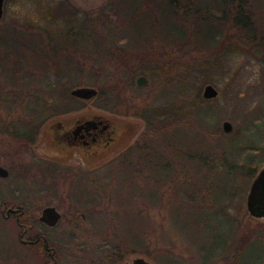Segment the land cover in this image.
Returning <instances> with one entry per match:
<instances>
[{"label":"rangeland","instance_id":"1","mask_svg":"<svg viewBox=\"0 0 264 264\" xmlns=\"http://www.w3.org/2000/svg\"><path fill=\"white\" fill-rule=\"evenodd\" d=\"M231 4L215 10L223 14L221 21H210V26L220 32L215 42L203 43V34L196 35L206 28L207 24L201 23L195 28L196 34H190V39L182 43L178 39V33H184L178 19L181 6H151L144 0H4L0 20L3 120L9 122L10 114L16 118L26 110L44 108L47 113L41 121H46L55 118L52 116L61 108L66 110L61 117L67 120L79 113L101 114L112 122L116 133L102 158L91 164H74L76 170L72 172L77 177L67 187L66 202L61 207L67 225L70 215L74 216L69 224L73 228L68 227L66 233L69 263L76 261L73 253H82L78 258L83 262L78 264H86L85 258H101L107 253L112 255L114 264H124L136 255L153 264L261 261L264 227L259 226V221L264 222V217L252 216L246 199L264 161L254 174H228L218 164H224V148H233L225 152L232 160L233 150L237 152L235 149L243 144L239 142H244L242 138L248 141L261 135L255 129L248 132L241 123L248 110L260 105L257 119L264 121V0H249L245 7L251 17L246 24L228 19V12L236 9L239 0ZM184 23L186 28H193L192 20L185 19ZM154 68L158 71L155 75L151 73ZM140 74L147 76V85L136 84ZM164 79L173 83L159 89L158 82ZM113 83L117 84L113 92L99 93L102 86L111 87L109 84ZM207 83L218 90L216 97H203ZM78 86L96 87L98 94L90 101L77 98L70 92ZM186 97L178 128L195 122L192 110L198 105V116L204 115L203 111L214 115L202 123L196 121L214 143L206 149L199 134L183 128V133L175 130L172 140L178 142L173 148H155L153 158H131V154L142 150L145 155L147 150L146 140H142L149 125L145 117L132 113L137 104L145 100L144 103L171 106L169 113L159 111L170 117L175 100ZM156 113L150 114L158 118ZM225 120L232 123L229 132L223 130ZM218 138L224 146L215 141ZM200 157L209 162L205 168ZM126 164L134 172H126ZM198 169L204 171L203 175ZM199 175L214 184V193L204 195ZM190 193L194 195L189 196ZM200 196H205L204 200L200 201ZM175 201L184 203L189 208L185 215L198 223L178 226ZM186 201L202 206L194 211ZM206 201L212 206H203ZM82 212L86 218H82ZM260 229L262 240L242 250V245H238L241 235L249 234L254 239ZM224 232L225 243L207 242L211 254L205 258L199 252V246L206 243L204 239L222 237ZM17 237L13 223L0 218V264H40L41 255L19 244Z\"/></svg>","mask_w":264,"mask_h":264},{"label":"flooded vegetation","instance_id":"2","mask_svg":"<svg viewBox=\"0 0 264 264\" xmlns=\"http://www.w3.org/2000/svg\"><path fill=\"white\" fill-rule=\"evenodd\" d=\"M56 111L55 118L43 120L45 124L41 121L47 113L44 108L26 110L16 118L10 114L9 122L0 115V218L13 223L19 244L41 255L40 264H78L83 262L78 258L82 253H73L76 261L70 263L66 253V233L68 227L73 228L69 224L74 216L70 215L68 226L61 207L67 187L77 177L72 172L74 164L102 158L116 133L112 122L101 114L79 113L67 120L61 117L65 109ZM47 207H54L57 219L53 210L44 212ZM96 257L84 260L86 264H114L109 253Z\"/></svg>","mask_w":264,"mask_h":264},{"label":"trees","instance_id":"3","mask_svg":"<svg viewBox=\"0 0 264 264\" xmlns=\"http://www.w3.org/2000/svg\"><path fill=\"white\" fill-rule=\"evenodd\" d=\"M118 1V0H117ZM121 1V0H120ZM129 1H140V0H126V2ZM142 1V0H141ZM148 1V2H147ZM145 4L150 5L153 4L151 6H158L160 5L163 7H166L167 4H171L174 6H181L183 7L182 14H179L178 16H180L181 18L179 19V24L183 30V34H181L180 32L178 33V39L180 40V42L184 43L187 42L190 37L192 35L190 34H196L195 33V28H197L201 23H205L206 28L205 30H203L202 32H198L196 35H200L203 34L204 36V41L203 43L206 41H214L217 40V38H219V34L220 32L218 31V29H214L213 27L210 26V21H221L223 14L216 12V9L222 8L224 9L225 5H227L228 3L231 4L232 2H234V0H144ZM228 2V3H227ZM249 3V0H239V4L237 5L236 9L234 11L228 12V19H233V21L235 22H240V20H242V22L245 24L249 23V20L246 19H250L251 14L250 12L246 9L247 7L246 4ZM126 5H131V3H127ZM232 5V4H231ZM223 6V7H222ZM150 7V6H149ZM127 11H129V9H126ZM162 10V9H159ZM131 11H135V10H131ZM130 12V11H129ZM239 18V20H238ZM185 19L187 20H192L193 21V25H192V29H188L186 28L185 25ZM246 20V21H245ZM184 21V22H183ZM231 25L233 26L234 23H231ZM200 41V40H199ZM68 66H70L71 64L68 62L67 63ZM155 72L157 73V69L154 68V70L151 72L152 74L155 75ZM170 80L164 79L162 82H158V88L159 89H165L167 88V86L171 83H173V81H171L169 83ZM111 87L109 86H102L101 90L99 93L103 94H107V93H111L113 92V89L117 86V84L113 83V84H109ZM204 97V96H203ZM197 99V98H196ZM204 99V98H203ZM184 101H187V97L183 100L181 99H176L174 102L173 108L174 109V113L173 115L170 114V117L168 115H166V113H169L170 111H172V107H168L167 105H154L151 103H144L145 100L139 104H137V107L135 108V110L132 112L133 114L137 115L138 117H145L147 119V124L148 126V130L147 132L144 134V139L142 141H145V146L148 150H146V154L143 155L142 154V150H139V153H135V154H131V158H139L142 156L148 157V158H153L154 156H156L155 152H152L153 149L157 148V149H163V150H167L168 146H170L171 148H173L172 145H174V142H178L177 141H173L172 139L175 137L173 136L174 134H177V131H182L183 128H188L189 131H194L197 134H199L203 141L206 142V149H208L213 142H210V140L207 139V137L205 136V134L202 132L203 130H200V127L203 128L200 124H198V122L202 123L203 119L207 118L208 119H213L214 115H209L211 114L206 113V111L202 112L204 115L201 114V116H198L197 113L195 112L196 108H198V105H194L193 107V112L195 116V122L191 123L189 126H182L181 128H178V126L181 124L180 122V114L182 112V109H180L181 107H183V105L185 104ZM184 103V104H183ZM154 105V106H152ZM160 110H164L166 113L163 112H159ZM261 110V105L256 108L250 109L248 110L245 114H244V120L241 123V127H243L245 130H248V132H252L255 130H258L259 133L261 134L257 139L255 138V136L252 138L250 137V139L247 141L246 137L242 138V140L244 142H239V143H243L241 144L237 149H235L237 152H235L233 150L232 152V160H229V158H227V150L228 149H233V148H224L225 151L223 150V152L221 153L222 156V160L224 162V164H218V166H220V168H224V172L228 173V174H232V172L235 171H243L249 174H254V172L257 170V168L261 165V163L264 161V121L263 118H259L257 119V115L258 113L260 114ZM157 112L156 116H159L158 118H155V116L153 117L152 112ZM146 112H148L146 114ZM263 117V116H260ZM167 119V120H166ZM198 121V122H196ZM194 124V125H193ZM171 127H173V129H171ZM236 131V130H235ZM183 133V131H182ZM217 134L220 135L219 131H217ZM249 135L253 136V133H250ZM179 139V138H178ZM239 138L236 136L235 140L237 141ZM215 141H219L218 144L220 146H224V141H222L220 138L216 139ZM139 142V140H138ZM180 139H179V143H180ZM216 142V143H217ZM183 144H186L187 142H183ZM133 147V146H131ZM161 147V148H158ZM235 148V147H234ZM161 151V150H159ZM226 152V153H225ZM199 162L203 165V168H205L207 166V164H209L208 160H206V158L204 157H200L199 158ZM226 162L228 164H226ZM129 163V162H128ZM202 168V169H203ZM124 169L126 170V172L132 173L134 171H131V169L129 168V165H124ZM202 169H198V172L201 173L204 171ZM112 171V170H111ZM208 171H212L210 169H208ZM202 173V175H203ZM199 175V176H200ZM201 177V176H200ZM176 180V179H175ZM131 181H136V180H130ZM178 181H182V180H178ZM199 186L202 185L203 186V193H205L204 195L206 196V194H211L214 193V184L207 179H203L202 177L199 179ZM126 183V182H125ZM187 183L189 184V182L187 181ZM125 185V184H124ZM136 185H140L138 184V182H136ZM189 185H185L183 187H188ZM182 187V188H183ZM179 188V186H178ZM178 188H175V192H177ZM144 189L142 188V191ZM194 195V193H190L189 196ZM226 195V194H225ZM200 196V201L204 200V197ZM222 196V195H221ZM223 200V196L221 198V201ZM210 201V200H209ZM209 201L204 202L203 206H209L210 203ZM215 201V200H214ZM187 204L190 205V207H193L194 211L195 209L200 208L199 206H202L201 203H196V204H192L190 203L191 201H186ZM223 203V202H222ZM172 205L176 204V208L178 209V212L176 213V216L174 217L175 219L177 218V225L178 226H183L186 225L184 227H187L189 224H192V222H195L196 224L198 223L197 221H194V219L192 217H187L185 214L188 213L189 208H186L183 206V204L179 205L178 201H175L174 204L171 203ZM216 205V203H214V206ZM212 206V205H210ZM220 209L223 211L222 206H220ZM191 211V210H190ZM194 214V212H193ZM183 215H185V217H183ZM259 226L264 227V222L259 221ZM253 232H250V234H252ZM222 235V234H221ZM221 235H218L217 237L211 238L210 240H207L206 238L204 239L206 241V243H203L199 246V252L204 255L205 258H207V256L210 253V241L211 243L214 242H218L223 244L226 238V233H223V236L220 237ZM247 235H241L239 241H238V245H242V250L245 246L253 243V242H260L263 238V229H260V232L258 234H256V238L252 239V236H248ZM255 236V235H253ZM216 238V239H215ZM220 241V242H219ZM207 242H209L207 244ZM225 243V242H224ZM237 245V247H238ZM209 247V248H208ZM242 252V251H241ZM240 252V254H241ZM262 256H261V261L259 262V264H264V249L262 250ZM263 257V260H262ZM238 264H239V260H238Z\"/></svg>","mask_w":264,"mask_h":264},{"label":"water","instance_id":"4","mask_svg":"<svg viewBox=\"0 0 264 264\" xmlns=\"http://www.w3.org/2000/svg\"><path fill=\"white\" fill-rule=\"evenodd\" d=\"M3 4L4 0H0V20L3 16ZM138 86H145L148 83V78L144 74H140L135 80ZM71 95L82 98L85 100H90L98 94V89L93 86H78L71 89ZM218 95V90L211 83H207L203 89V96L206 98L216 97ZM223 130L229 132L232 130V123L228 120L223 122ZM246 207L248 212L254 217H264V165L258 170L255 177L250 185L249 192L246 199ZM54 207L45 208L44 212H51ZM45 215V214H44ZM52 215V214H51ZM55 219H57L58 214H54ZM127 264H153L146 257L142 255L133 256L132 259L127 262Z\"/></svg>","mask_w":264,"mask_h":264}]
</instances>
